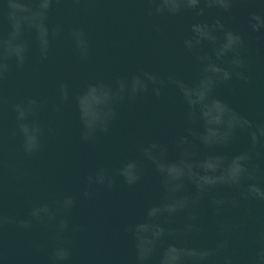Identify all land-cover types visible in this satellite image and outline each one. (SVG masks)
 I'll return each instance as SVG.
<instances>
[{
	"label": "water",
	"instance_id": "95a60500",
	"mask_svg": "<svg viewBox=\"0 0 264 264\" xmlns=\"http://www.w3.org/2000/svg\"><path fill=\"white\" fill-rule=\"evenodd\" d=\"M0 264H264V0H0Z\"/></svg>",
	"mask_w": 264,
	"mask_h": 264
}]
</instances>
